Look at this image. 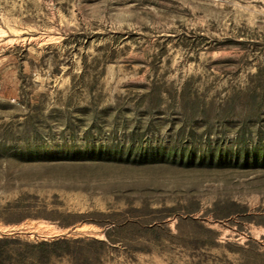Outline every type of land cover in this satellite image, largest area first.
I'll return each mask as SVG.
<instances>
[{"label":"rangeland","instance_id":"rangeland-1","mask_svg":"<svg viewBox=\"0 0 264 264\" xmlns=\"http://www.w3.org/2000/svg\"><path fill=\"white\" fill-rule=\"evenodd\" d=\"M107 220L102 264H264V0H0V239Z\"/></svg>","mask_w":264,"mask_h":264},{"label":"trees","instance_id":"trees-1","mask_svg":"<svg viewBox=\"0 0 264 264\" xmlns=\"http://www.w3.org/2000/svg\"><path fill=\"white\" fill-rule=\"evenodd\" d=\"M12 206L8 204V208L15 209V212H7L8 215L15 217L18 215L20 218L14 220L9 218L7 222H18L24 217H29V214L20 215L18 211H22V206L19 203ZM27 206V209H30ZM9 210V209H8ZM13 211V210H10ZM18 213V214H17ZM29 213V212H25ZM100 214V213H99ZM105 216L106 214L101 213ZM85 216V214L73 213H60L57 211L46 212V214H36L30 217H41L52 222H58L61 228L67 229L74 227L77 223L89 222L91 220H78ZM105 226L106 240H99L89 237H67L66 235L56 237L53 239H46L34 243L22 242L16 238L4 237L0 239V264H24L26 261L33 260L39 264H50L55 258H69L76 264H102L103 254L109 243L114 242V234L117 232V225L111 220H107ZM128 226H131V224Z\"/></svg>","mask_w":264,"mask_h":264}]
</instances>
